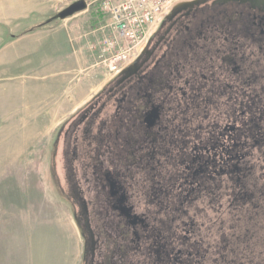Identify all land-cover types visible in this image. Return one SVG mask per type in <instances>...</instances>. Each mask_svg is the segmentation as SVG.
Wrapping results in <instances>:
<instances>
[{"label": "flooded vegetation", "instance_id": "1", "mask_svg": "<svg viewBox=\"0 0 264 264\" xmlns=\"http://www.w3.org/2000/svg\"><path fill=\"white\" fill-rule=\"evenodd\" d=\"M100 90L56 142L84 264H264V0L184 1Z\"/></svg>", "mask_w": 264, "mask_h": 264}, {"label": "rangeland", "instance_id": "2", "mask_svg": "<svg viewBox=\"0 0 264 264\" xmlns=\"http://www.w3.org/2000/svg\"><path fill=\"white\" fill-rule=\"evenodd\" d=\"M86 1L85 10L67 18L75 31V55H82L74 61L73 82L85 79V90H18L24 83L33 87L35 80L34 72L18 78L20 72L42 71L49 64L10 63L0 51V264H84L85 236L56 142L63 124L111 80L90 50L103 19L93 0ZM60 23L55 17L50 26ZM180 227L170 229L175 250L181 247L179 236H189ZM195 244L186 247L185 260Z\"/></svg>", "mask_w": 264, "mask_h": 264}, {"label": "crops", "instance_id": "3", "mask_svg": "<svg viewBox=\"0 0 264 264\" xmlns=\"http://www.w3.org/2000/svg\"><path fill=\"white\" fill-rule=\"evenodd\" d=\"M75 1L0 0V51H4L2 55L8 56L10 63L41 61L49 64L42 71H19L18 78H27L34 72L32 76L35 80L33 87L24 83L18 90H59V87L60 90H85V79L82 78L75 84L73 82L74 61L82 56L75 55V49L73 50V25H69L68 17L62 19L58 16L60 11ZM55 17L61 23L50 26ZM16 47H23V50H16ZM83 58L84 56L78 62L82 63Z\"/></svg>", "mask_w": 264, "mask_h": 264}, {"label": "built area", "instance_id": "4", "mask_svg": "<svg viewBox=\"0 0 264 264\" xmlns=\"http://www.w3.org/2000/svg\"><path fill=\"white\" fill-rule=\"evenodd\" d=\"M184 1L93 0L103 20L97 29L101 34L90 50L105 75L112 79L134 63L163 20Z\"/></svg>", "mask_w": 264, "mask_h": 264}, {"label": "water", "instance_id": "5", "mask_svg": "<svg viewBox=\"0 0 264 264\" xmlns=\"http://www.w3.org/2000/svg\"><path fill=\"white\" fill-rule=\"evenodd\" d=\"M180 5H182V4H180ZM87 6H88V4H87L86 0H76L75 2L71 3L69 6L64 8L62 11H60L58 16L62 19H65V18L72 16V15H74L80 11L85 10L87 8Z\"/></svg>", "mask_w": 264, "mask_h": 264}, {"label": "trees", "instance_id": "6", "mask_svg": "<svg viewBox=\"0 0 264 264\" xmlns=\"http://www.w3.org/2000/svg\"><path fill=\"white\" fill-rule=\"evenodd\" d=\"M217 187H220L221 188V185H217ZM241 199V197H240V193H234V196H233V198H232V201H233V203H231L230 204V206L232 207V205H234V208H233V210H234V216H235V218L237 219V218H239L240 219V217H241V214H240V211H238V206H239V204L238 203H240L239 202V200ZM231 202V201H230ZM235 204H236V206H235ZM238 204V205H237ZM238 211V212H237ZM235 219V220H236ZM260 226H261V228L263 229V222H260ZM252 229V228H251ZM243 253V252H242ZM238 255H233L232 257H233V259L235 258V260L234 261H236V259L237 258H239V257H241L242 255H240V256H238ZM237 257V258H236Z\"/></svg>", "mask_w": 264, "mask_h": 264}]
</instances>
